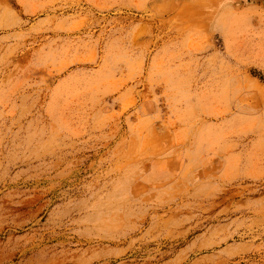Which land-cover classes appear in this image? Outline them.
<instances>
[{"label": "rangeland", "instance_id": "obj_1", "mask_svg": "<svg viewBox=\"0 0 264 264\" xmlns=\"http://www.w3.org/2000/svg\"><path fill=\"white\" fill-rule=\"evenodd\" d=\"M0 264H264V0H0Z\"/></svg>", "mask_w": 264, "mask_h": 264}]
</instances>
